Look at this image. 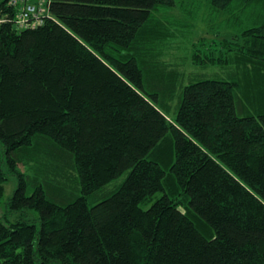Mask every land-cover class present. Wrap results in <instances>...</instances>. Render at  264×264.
<instances>
[{"label": "trees", "instance_id": "trees-1", "mask_svg": "<svg viewBox=\"0 0 264 264\" xmlns=\"http://www.w3.org/2000/svg\"><path fill=\"white\" fill-rule=\"evenodd\" d=\"M176 5L232 34L187 75ZM45 9L0 0V264H264V0Z\"/></svg>", "mask_w": 264, "mask_h": 264}, {"label": "rangeland", "instance_id": "rangeland-1", "mask_svg": "<svg viewBox=\"0 0 264 264\" xmlns=\"http://www.w3.org/2000/svg\"><path fill=\"white\" fill-rule=\"evenodd\" d=\"M187 1V0H185ZM205 7V6H204ZM203 7H196L194 14L196 15L195 18L192 17H186V14L183 13V11L180 9L179 6L176 5V7H173L171 10V14L175 15L177 18H180L182 22H186L190 25H182L178 26L180 28H186L185 30H180L181 32L177 33V36L175 40L173 41L171 45V50L168 53L169 54V60H171L172 64L174 63L177 65L181 70L187 73L195 72L197 70L195 69L194 62L192 59L191 52L194 47L206 45L205 43L209 44V42H214L215 47L219 45L220 41L224 38H231L232 34L230 31L226 29H219L217 32L214 31L211 27V24L209 27H207V23L201 21V12L203 11ZM207 12V10H204ZM193 14V12H192ZM193 14V15H194ZM170 62V61H169ZM204 69V68H202ZM209 73L212 72L215 77H224L229 78L227 75L228 69H223L222 67H217L215 65H210V67H207ZM218 74V75H215ZM184 75V81H186L187 76ZM209 76H212L211 74ZM175 109L171 111L172 114H174ZM170 114V116H172ZM1 151V147H0ZM126 176V173L122 174L120 177L115 178L110 185L108 186L107 191H113V188L117 186ZM16 186V180L10 176L7 182L4 183V195L3 200L5 201L12 193V189ZM160 193V192H159ZM159 193L154 194L151 196V201L156 198ZM3 210V208H1ZM2 211H0L1 214ZM11 218H15V215L12 214Z\"/></svg>", "mask_w": 264, "mask_h": 264}, {"label": "built area", "instance_id": "built-area-1", "mask_svg": "<svg viewBox=\"0 0 264 264\" xmlns=\"http://www.w3.org/2000/svg\"><path fill=\"white\" fill-rule=\"evenodd\" d=\"M48 0H7V3L16 6L14 25L16 28L37 25L41 22L42 15L46 11L45 4ZM6 19L5 14L0 15V22Z\"/></svg>", "mask_w": 264, "mask_h": 264}]
</instances>
